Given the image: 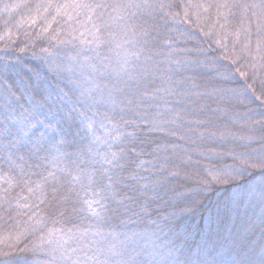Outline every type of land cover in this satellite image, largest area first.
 <instances>
[{
	"label": "snow or ice",
	"instance_id": "snow-or-ice-1",
	"mask_svg": "<svg viewBox=\"0 0 264 264\" xmlns=\"http://www.w3.org/2000/svg\"><path fill=\"white\" fill-rule=\"evenodd\" d=\"M0 264H264V0H0Z\"/></svg>",
	"mask_w": 264,
	"mask_h": 264
}]
</instances>
